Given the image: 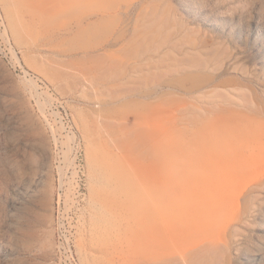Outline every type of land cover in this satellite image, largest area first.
<instances>
[{"label":"rangeland","instance_id":"obj_1","mask_svg":"<svg viewBox=\"0 0 264 264\" xmlns=\"http://www.w3.org/2000/svg\"><path fill=\"white\" fill-rule=\"evenodd\" d=\"M215 115L230 160L202 190L180 178L183 132ZM71 253L264 264V0H0V264Z\"/></svg>","mask_w":264,"mask_h":264},{"label":"bare ground","instance_id":"obj_2","mask_svg":"<svg viewBox=\"0 0 264 264\" xmlns=\"http://www.w3.org/2000/svg\"><path fill=\"white\" fill-rule=\"evenodd\" d=\"M69 9L71 10V8ZM206 120V125L209 128L207 130H204L203 127H197L196 125H194L193 128H191L188 124L185 126L183 137L186 153L181 164H179L180 178H182L185 182L190 181L193 184H197L198 187H200L199 189L202 190L206 188L209 189L215 182L224 177L223 170L219 166V163L230 160V156L226 151H221L215 147L218 137L223 136L224 132L222 129L223 125L220 115L208 117ZM192 154L198 155L203 160L202 162L205 164L203 169L195 165ZM164 184L167 185L166 180L164 181ZM173 184H169V187H172L171 189L167 190L161 196H156L155 201H159V203H179L182 200L181 198L184 196L183 194L186 188L182 181L175 182ZM152 196L153 195H151V197ZM188 215L189 213L187 211H183L181 218H188ZM160 216L161 213H158L157 218L153 220L149 219V223L151 222L150 226L152 228L153 240L146 246L147 254H155L156 252L166 248V241L163 236V230L159 220ZM142 224L143 222L140 221V226ZM131 232L132 234H137L134 227L131 228ZM172 235H174L175 239L181 244L189 241V237L186 232H184L180 224H176L174 226L172 229ZM123 238L124 237H121L119 240V245L122 247H124L125 242L128 243V241L124 242ZM127 248L131 251H136L138 247L134 244L128 243Z\"/></svg>","mask_w":264,"mask_h":264},{"label":"built area","instance_id":"obj_3","mask_svg":"<svg viewBox=\"0 0 264 264\" xmlns=\"http://www.w3.org/2000/svg\"><path fill=\"white\" fill-rule=\"evenodd\" d=\"M3 25H4V23H3ZM69 259H70L71 264H77V262H76V258H75V256L73 255V253H71Z\"/></svg>","mask_w":264,"mask_h":264}]
</instances>
